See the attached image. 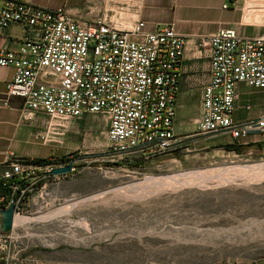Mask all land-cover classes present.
<instances>
[{
	"label": "built area",
	"instance_id": "1",
	"mask_svg": "<svg viewBox=\"0 0 264 264\" xmlns=\"http://www.w3.org/2000/svg\"><path fill=\"white\" fill-rule=\"evenodd\" d=\"M11 26L22 34L0 46V66L14 68L5 93L24 100L23 119L48 117L45 128L33 135L36 141L60 144L72 121L96 115L105 123L102 152L111 162L137 165L176 148L184 41L172 24L146 30L137 21L126 28L118 18L86 20L63 7L0 0V32ZM199 46L206 56L207 80L196 132L237 141L247 140L253 130L264 133V106L247 103L242 106L246 116L236 115L238 84L264 92V33L242 37L232 28L221 29L200 37ZM86 155L68 149L40 162L9 158L0 167L7 189L0 194V209L13 203L14 217L45 213L52 207L54 188ZM68 164L70 172L51 173ZM19 225L13 218L12 229L0 231V260L40 264L28 251L9 253Z\"/></svg>",
	"mask_w": 264,
	"mask_h": 264
},
{
	"label": "rangeland",
	"instance_id": "2",
	"mask_svg": "<svg viewBox=\"0 0 264 264\" xmlns=\"http://www.w3.org/2000/svg\"><path fill=\"white\" fill-rule=\"evenodd\" d=\"M190 123L176 132L175 149L123 165L102 152V119L88 115L72 121L60 152L87 155L54 188L48 211L66 200L115 191L147 176L191 172L212 178L206 186L186 185L143 198L108 191L57 219L19 225L9 253L78 248L86 264H254L264 259V177L216 181L230 166L264 162V143L256 144L250 136L237 141L226 134L200 135L195 120ZM66 218L79 223L71 226Z\"/></svg>",
	"mask_w": 264,
	"mask_h": 264
},
{
	"label": "crops",
	"instance_id": "3",
	"mask_svg": "<svg viewBox=\"0 0 264 264\" xmlns=\"http://www.w3.org/2000/svg\"><path fill=\"white\" fill-rule=\"evenodd\" d=\"M49 9L63 7L68 13L89 20L97 17L118 18L126 28L137 21L145 23L146 30L172 24L184 41L182 73L179 82L174 129L196 120L201 111V94L207 80V63L199 39L221 29L232 28L242 37H255L264 33V0H23ZM22 29L11 26L0 32V46L10 44ZM14 73L12 66H0V167L12 157L20 159H46L60 154L67 145L43 144L34 134L45 128L48 117L38 114L34 119L22 118L24 100L7 96L6 87ZM236 115L246 116L242 106H264V92L255 91L240 83ZM256 110L249 113L254 115ZM86 116L85 118H87ZM250 139L264 143V133L253 132ZM60 152V153H59ZM71 198V197H70ZM69 199V198H68ZM52 219V218H50ZM54 219V218H53ZM70 224L75 223L66 219ZM32 252H34L32 254ZM28 252L40 264H86L82 249L61 248ZM2 260H0V263ZM3 263V262H2ZM88 264V263H87ZM235 264H249L236 262ZM254 264H264V259Z\"/></svg>",
	"mask_w": 264,
	"mask_h": 264
},
{
	"label": "bare ground",
	"instance_id": "4",
	"mask_svg": "<svg viewBox=\"0 0 264 264\" xmlns=\"http://www.w3.org/2000/svg\"><path fill=\"white\" fill-rule=\"evenodd\" d=\"M229 168L227 170H223V174L221 173L220 175H217L216 181L218 183L234 181L236 178L240 179L242 177H245L247 180H255L257 178L264 177V162L235 165L233 167L230 166ZM211 178L212 177L208 176H198L191 172L163 177L147 176L144 180L142 179L140 181L131 182L127 186L125 185L117 188L115 191L114 189H108L77 199H65L66 201H64L61 205L59 204V206L55 207L52 211L47 210L44 214H38L37 216H27L22 214L16 215L14 217V223L16 225H21L32 221L45 222L53 220V218L57 219L61 215L68 214L72 208L77 207L80 203L88 202L89 200L101 197L108 191H114L115 193L127 198H143L164 191H175L186 185L206 186L205 183L207 182V179ZM66 219L63 221H67ZM73 222L75 223L70 224L71 226H77L79 223L76 221Z\"/></svg>",
	"mask_w": 264,
	"mask_h": 264
},
{
	"label": "water",
	"instance_id": "5",
	"mask_svg": "<svg viewBox=\"0 0 264 264\" xmlns=\"http://www.w3.org/2000/svg\"><path fill=\"white\" fill-rule=\"evenodd\" d=\"M250 132L253 133L255 131L253 130ZM70 171H71V165L68 164L63 167L52 169L51 173L62 174V173H68ZM15 209L16 208L13 203L8 204V206L5 207L4 209H0V231L8 232L12 229Z\"/></svg>",
	"mask_w": 264,
	"mask_h": 264
},
{
	"label": "trees",
	"instance_id": "6",
	"mask_svg": "<svg viewBox=\"0 0 264 264\" xmlns=\"http://www.w3.org/2000/svg\"><path fill=\"white\" fill-rule=\"evenodd\" d=\"M45 159H37L36 161L37 162H40V161H44ZM6 187L5 186H3V182L0 180V194L1 193H5L6 192Z\"/></svg>",
	"mask_w": 264,
	"mask_h": 264
}]
</instances>
